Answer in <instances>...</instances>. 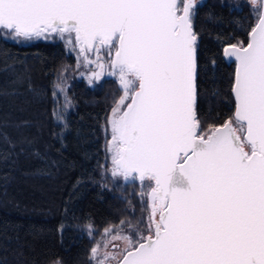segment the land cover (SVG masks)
<instances>
[{"label":"snow or ice","instance_id":"snow-or-ice-1","mask_svg":"<svg viewBox=\"0 0 264 264\" xmlns=\"http://www.w3.org/2000/svg\"><path fill=\"white\" fill-rule=\"evenodd\" d=\"M250 3L247 44L223 48L236 63L233 118L204 134L193 24L202 0H0V39L67 34L90 84L115 76L123 89L107 121L112 176L138 179L151 212L146 225L106 227L95 264H264V0ZM65 88L55 84L53 98Z\"/></svg>","mask_w":264,"mask_h":264},{"label":"trees","instance_id":"trees-1","mask_svg":"<svg viewBox=\"0 0 264 264\" xmlns=\"http://www.w3.org/2000/svg\"><path fill=\"white\" fill-rule=\"evenodd\" d=\"M255 21L250 0H202L197 10L204 134L233 118L235 64L223 48L246 45ZM74 64L61 42L0 39V264H92L94 237L141 208L132 185L118 190L103 173V126L120 97L115 81H73L68 112L60 121L53 115L54 78Z\"/></svg>","mask_w":264,"mask_h":264},{"label":"rangeland","instance_id":"rangeland-1","mask_svg":"<svg viewBox=\"0 0 264 264\" xmlns=\"http://www.w3.org/2000/svg\"><path fill=\"white\" fill-rule=\"evenodd\" d=\"M181 6H182V4H181ZM67 39H68V36L66 34L64 39H60L58 36L54 35V38L50 39V40H45L44 38L33 39V40H30V41H21V42H17L16 40H13V39H8L7 40V41H10V42H12V41L17 42L18 44L23 45V46L24 45H28V44H33V43L39 42V41H41V42H61L63 47H64V50H66V52L68 54H72L74 56L75 64H74L73 68L70 69L68 67V68H64V69L60 70L58 75L54 78L55 82L52 85L53 88H54L55 84L61 83V82H63L66 85L65 91L63 93L58 92L55 99L53 98V95H52V98L54 99V103H55L53 109L57 113V115L54 116V117L58 121L61 120L60 119V116H61L60 114L61 113L66 114L68 112V110H69L68 109L69 106L65 107V102H66L65 101V97H67V99L71 101V97H69L68 91H69L70 87H72V82L73 81H82L86 85H88L90 87H94V86H96V84L100 83L101 81L106 80L107 78H110V79H113L115 81V83L118 85V88L120 90V97L122 95H124V92H123V89H122V87H121V85L119 83L118 77H115V76H107V75H105V76H102L99 81H93L90 84L89 81H88V76H90L92 68H89V67H87L84 64V57L83 56L79 57L80 64L78 66L77 60H78L79 49L77 48L76 51H72L71 50L72 49L71 45H68L66 47V40ZM73 39H74V36H73ZM100 55L106 58V56H107L106 50H105V52H102ZM87 56H88V59H90V60H95L96 59V53L94 51L91 52V53H88ZM92 67L94 68L95 66L93 65ZM61 73H63L62 76H61ZM119 98L117 100H119ZM116 101L112 105L111 108L116 106ZM111 111H112V109L109 112L108 118H109V116L111 114ZM108 118H107V121H108ZM103 131L105 132V137H104L105 139L103 140V144H104L103 145L104 160L102 162V167L104 168V171H103L104 177H105V179L108 180V183L110 185L118 187L117 188L118 190H121L126 185H130V186L132 185V187H134L133 189L135 190V192L137 194L138 201H140L141 208L139 209V211H137V214L135 216L126 217L125 219H129V220H131V221H133L135 223L137 220H139L141 217H143L144 221H145V225H146L147 224V218L150 215L151 209H150V203H149L147 197L145 196L143 202H141V198L138 195L142 191L140 181L138 179H136L135 181H132V180L125 181L122 175L118 176V177H115V178L112 176V154L108 151V141L111 139V129H110V126H108L107 122L103 126ZM143 191L145 193L150 191V186H148L146 184L144 186V188H143ZM106 227H108V226H106ZM106 227H104L102 229V231L97 236L94 237L95 239L93 241V245H92L91 249L96 245L97 241H99L101 239V234H102L103 230ZM145 234L147 235V233H145ZM117 243L121 247L124 246L122 241H118ZM90 261L92 262V264H95V262L91 258V253H90Z\"/></svg>","mask_w":264,"mask_h":264},{"label":"water","instance_id":"water-1","mask_svg":"<svg viewBox=\"0 0 264 264\" xmlns=\"http://www.w3.org/2000/svg\"><path fill=\"white\" fill-rule=\"evenodd\" d=\"M224 56V55H223ZM224 59H226L227 61H229V62H234V64H235V68H236V63H235V60H234V58H232V59H227V58H225L224 57ZM234 76H235V74H234ZM232 91V90H231ZM232 94H233V92H232ZM233 99H234V103H235V97H234V94H233ZM130 102V101H129ZM235 107H236V103H235ZM234 112H235V108H234ZM234 112H233V115H234ZM220 126V125H219ZM218 127V126H217ZM154 183V182H153Z\"/></svg>","mask_w":264,"mask_h":264}]
</instances>
